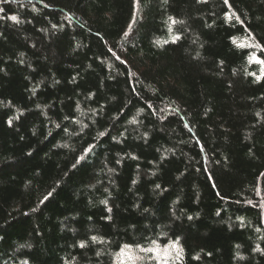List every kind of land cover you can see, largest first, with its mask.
<instances>
[{"label": "trees", "instance_id": "obj_1", "mask_svg": "<svg viewBox=\"0 0 264 264\" xmlns=\"http://www.w3.org/2000/svg\"><path fill=\"white\" fill-rule=\"evenodd\" d=\"M229 4L0 3V264H264V0Z\"/></svg>", "mask_w": 264, "mask_h": 264}, {"label": "snow or ice", "instance_id": "obj_2", "mask_svg": "<svg viewBox=\"0 0 264 264\" xmlns=\"http://www.w3.org/2000/svg\"><path fill=\"white\" fill-rule=\"evenodd\" d=\"M7 0H0V3H5ZM168 0H162V3H167ZM198 2L203 3L206 2V0H198ZM135 5L138 7L140 5V0H134ZM223 3L225 5H228L229 9H231V5L229 4V0H223ZM34 7V6H33ZM4 9L0 8V12H3ZM226 17L231 20L233 17L235 18L236 22L243 24L244 21L241 20L239 16L236 15L234 11H231L230 13H225ZM10 19L14 22H18V17L16 15H12ZM136 17L133 15V23L135 22ZM183 20H177L172 16L168 17V30L169 32H173V25H179L183 24ZM53 27H56L53 25ZM129 28L132 27V24H129ZM125 36L128 35L127 32L124 33ZM250 40L254 41V43L250 44V47L259 49L261 53H264V44H261L260 42L256 41V38L249 33ZM181 39L180 35L173 34L172 35V42L175 43ZM233 42L235 43V38H233ZM167 43V41L165 42ZM240 47H244L243 44L240 45ZM250 59H254L255 62L260 65L259 72L260 74L257 75L255 72H250L249 75L255 77L256 82H260L262 79H264V58L257 57L253 54V56L250 57ZM35 92V90H33ZM259 115V114H257ZM132 123H135V121H132ZM9 124H11V121H9ZM103 135V133H101ZM133 159H137V157L133 156ZM261 175H264L262 173ZM135 183V181H133ZM157 188L160 187L159 184L156 185ZM51 195V193H49ZM48 199V197H45V200ZM251 203V201H248ZM101 203L107 205V200L101 201ZM261 207H264V202L261 203ZM35 211V209H33ZM108 211L111 212V208H108ZM219 214V213H217ZM191 219V217H189ZM256 231H260L259 228L256 229ZM264 239V237H262ZM89 241L93 244L95 243H106L102 238L97 236H91L89 238ZM89 241H80L79 247L81 249L88 247ZM30 247V245H29ZM237 248L240 247V245L236 246ZM255 251L260 252L262 255H264V249H261L259 245H257ZM143 254V255H141ZM97 256L101 255V253L97 252ZM199 259V257H196ZM239 259H244L243 256H238ZM184 259V247L181 243V239L179 236H177L175 239H169L168 242L164 245L159 244L157 241L152 240L150 241L149 246L145 247L144 245H141L139 243H124L122 246L119 247V251L114 254V264H183ZM23 264H27V261H24Z\"/></svg>", "mask_w": 264, "mask_h": 264}, {"label": "rangeland", "instance_id": "obj_3", "mask_svg": "<svg viewBox=\"0 0 264 264\" xmlns=\"http://www.w3.org/2000/svg\"><path fill=\"white\" fill-rule=\"evenodd\" d=\"M141 255H143V254H141ZM153 264H155V262H153Z\"/></svg>", "mask_w": 264, "mask_h": 264}]
</instances>
